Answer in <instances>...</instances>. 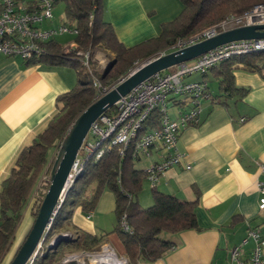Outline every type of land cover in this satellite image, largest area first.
Returning <instances> with one entry per match:
<instances>
[{
    "label": "crops",
    "instance_id": "obj_1",
    "mask_svg": "<svg viewBox=\"0 0 264 264\" xmlns=\"http://www.w3.org/2000/svg\"><path fill=\"white\" fill-rule=\"evenodd\" d=\"M60 3L66 13L65 2H55L53 22L46 26L66 23L76 27L75 23L58 20L56 6ZM104 6L106 20L127 48L159 37L162 26L177 19L184 9L180 0H105ZM73 41L75 37L63 35L51 42L66 49ZM220 66L188 79L205 81L209 96L202 100L200 124L181 132L178 151L184 159L163 175L155 188L182 201L199 198L195 213L201 230L165 233L163 239L174 243L175 248L157 261L138 264H231L230 250L237 246L242 247L243 258H250L255 242L248 238L249 230L264 239V211L259 208L258 190L259 183H264V75L242 64L234 65L237 91L228 95L220 90ZM211 78L216 82L215 91ZM78 80L77 70L68 66L28 65L22 59L0 57V190L20 151L31 145L61 110L57 98L73 90ZM170 113L178 116L174 101ZM50 156L54 157V150ZM162 156V149L155 150L150 159L138 160L136 168L145 171ZM136 200L143 208L153 205V188L147 180ZM32 207L29 205L23 216L1 264L12 262L31 231L35 221ZM115 209V194L106 190L90 212V219L82 208L75 209L74 229L70 227L69 233L110 234L103 243L125 255L120 238L112 234L117 225ZM60 246L57 252H61ZM75 251L67 246L62 253L65 256Z\"/></svg>",
    "mask_w": 264,
    "mask_h": 264
},
{
    "label": "trees",
    "instance_id": "obj_2",
    "mask_svg": "<svg viewBox=\"0 0 264 264\" xmlns=\"http://www.w3.org/2000/svg\"><path fill=\"white\" fill-rule=\"evenodd\" d=\"M62 1L66 4L67 21L75 23L78 29L75 38L78 51L89 52L92 59L98 49L109 51L114 55L113 66L110 71L100 74L93 62V75H89L76 51L66 52L54 42L46 44V50L39 58L26 61L28 65L71 67L77 70L79 80L73 90L57 98V105L62 106L59 113L31 145L20 151L9 174L1 181L0 264L11 248L23 220L24 210L31 205L32 200V215L34 219L37 218L50 187V172L57 156L51 159L50 153L59 149L76 119L96 101L98 90L93 85L94 78L99 80L102 87H110L119 77L133 69L135 64L149 61L178 40L190 39L220 23L230 14L240 15L255 5H264V0H180L184 6L183 12L177 19L162 26L159 37L127 48L118 40L113 26L105 18V0ZM237 64L263 74L264 52L232 57L217 68L221 74L220 90L224 94L230 95L237 91L232 75V67ZM160 125L161 114L154 111L145 122L143 132L159 129ZM120 150V146H115L99 161L90 159L85 163L83 173L67 191L45 236L46 246L60 234L68 233L70 227L74 229L71 222L76 208H82L87 213L94 211L106 190L112 191L116 197L117 225L112 234L120 238L129 264L154 262L173 250L175 244L164 240L162 234L201 230L195 213L199 198L195 201H182L153 189V205L143 208L136 199L143 190L146 172L136 168L138 160L133 157L132 145L125 149L124 155H121ZM125 216L130 231H125L122 226ZM109 235L98 237L82 232L64 244L75 252L94 251ZM57 251H48L36 264H60L64 256Z\"/></svg>",
    "mask_w": 264,
    "mask_h": 264
},
{
    "label": "built area",
    "instance_id": "obj_3",
    "mask_svg": "<svg viewBox=\"0 0 264 264\" xmlns=\"http://www.w3.org/2000/svg\"><path fill=\"white\" fill-rule=\"evenodd\" d=\"M54 7L55 0H0V57L29 61L39 58L45 52L46 44L58 37L71 35L76 38L78 29L75 26L66 23L54 27L46 26L53 22ZM259 25H264L263 4L255 5L240 15L230 14L220 23L204 29L190 39L178 40L158 57L231 30ZM78 48V44L73 41L65 51H76L82 58L86 72L93 75L94 59L89 52L78 51ZM258 52H264L263 39L230 42L140 83L126 96L121 97L110 112L102 114L91 126L68 176L67 191L83 173L87 161L90 159L99 161L115 146H120V153L124 155L125 149L131 145L136 160L150 159L155 150L162 149V159L145 169L146 180L155 189L161 177L184 159L185 155L178 151L181 132L189 126L200 124L202 100L209 96L205 81H188L189 77L204 76L232 57ZM262 72L264 74V65ZM93 85L98 90L96 100L111 88L102 87L96 78ZM172 101L178 107L179 113L176 118L170 113ZM154 111L161 114L160 128L143 132L145 122ZM261 170L264 172V165L261 166ZM43 179L47 180V177ZM258 190L261 194L259 208L264 211V183H259ZM91 216L92 213H89L88 219ZM125 219L126 216L123 218L122 226L125 231H130ZM59 236L66 241L76 237L69 232ZM59 236L47 246L44 244V238L26 264H36ZM248 238L255 242L250 258H243L242 247L237 246L230 250L231 264H264V239L252 229L249 230ZM247 242L248 240H245L244 244ZM60 264H129V259L118 254L112 245L103 243L94 251L81 250L69 253L63 257Z\"/></svg>",
    "mask_w": 264,
    "mask_h": 264
},
{
    "label": "water",
    "instance_id": "obj_4",
    "mask_svg": "<svg viewBox=\"0 0 264 264\" xmlns=\"http://www.w3.org/2000/svg\"><path fill=\"white\" fill-rule=\"evenodd\" d=\"M264 40V25L238 28L220 34L184 49L149 60L121 77L110 90L91 104L74 122L66 137L61 142L50 172V187L42 202L33 227L23 245L10 264H26L45 238L57 215L63 197L67 193V181L76 157L86 139L91 126L98 118L112 109L121 97L126 96L135 87L152 76L165 72L174 66L192 61L217 47L241 40ZM113 65L107 68L110 71ZM66 239L59 236L49 251L57 249Z\"/></svg>",
    "mask_w": 264,
    "mask_h": 264
},
{
    "label": "rangeland",
    "instance_id": "obj_5",
    "mask_svg": "<svg viewBox=\"0 0 264 264\" xmlns=\"http://www.w3.org/2000/svg\"><path fill=\"white\" fill-rule=\"evenodd\" d=\"M56 13H58V20H62V21H67L66 20V13H65V5L63 4V3H60V4H58L57 6H56ZM160 54V53H159ZM159 54H157V55H154L153 57H151L150 59H148V60H152V59H154V58H157L158 56H159ZM113 60H114V55L113 54H111L110 52H108V51H105V50H103V49H98L96 52H95V56H94V63L96 64V71L98 72V73H100V74H102V73H104V71H106L107 70V68L112 64V62H113ZM100 61L102 62V64L100 63ZM145 62H147V60L146 61H142V62H140L139 64L137 63V64H135V67L133 68V69H135V68H137V67H139V66H141L142 64H144ZM133 69H131V70H133ZM131 70H129V71H127L123 76H125V75H127ZM165 72H168V70L167 71H165ZM123 76H121V77H123ZM121 77H119L117 80H116V82L121 78ZM190 78V77H189ZM116 82H114L112 85H114ZM212 84V88H214V89H212L213 91H215L216 90V82L214 81V80H212V78H211V81H210ZM111 85V86H112ZM110 86V87H111ZM110 87H108V88H110ZM107 88V89H108ZM101 92H103V90L101 91ZM57 153H58V149L57 150H54V156L55 155H57ZM52 157V156H51ZM45 176H43V178H44ZM34 203V200H32L31 201V205ZM29 206V205H28ZM28 206L26 207V209L24 210V216H26L27 215V209H28ZM166 234H162L161 235V237L163 238L164 236H165ZM67 247V245L66 244H63L62 245V247H61V252H62V250L63 249H65Z\"/></svg>",
    "mask_w": 264,
    "mask_h": 264
},
{
    "label": "bare ground",
    "instance_id": "obj_6",
    "mask_svg": "<svg viewBox=\"0 0 264 264\" xmlns=\"http://www.w3.org/2000/svg\"><path fill=\"white\" fill-rule=\"evenodd\" d=\"M84 68V67H83ZM85 70V69H84Z\"/></svg>",
    "mask_w": 264,
    "mask_h": 264
}]
</instances>
